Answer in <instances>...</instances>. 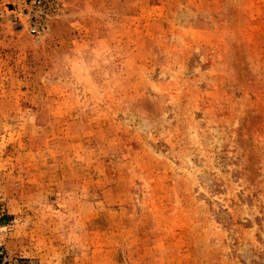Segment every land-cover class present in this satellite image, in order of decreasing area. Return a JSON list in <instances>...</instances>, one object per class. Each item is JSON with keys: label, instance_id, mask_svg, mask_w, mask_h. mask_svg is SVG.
Returning <instances> with one entry per match:
<instances>
[{"label": "rangeland", "instance_id": "obj_1", "mask_svg": "<svg viewBox=\"0 0 264 264\" xmlns=\"http://www.w3.org/2000/svg\"><path fill=\"white\" fill-rule=\"evenodd\" d=\"M9 264H264V0H0Z\"/></svg>", "mask_w": 264, "mask_h": 264}, {"label": "trees", "instance_id": "obj_2", "mask_svg": "<svg viewBox=\"0 0 264 264\" xmlns=\"http://www.w3.org/2000/svg\"><path fill=\"white\" fill-rule=\"evenodd\" d=\"M0 252H1V250H0ZM0 264H9V263H4L2 255H0Z\"/></svg>", "mask_w": 264, "mask_h": 264}]
</instances>
